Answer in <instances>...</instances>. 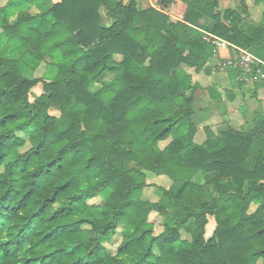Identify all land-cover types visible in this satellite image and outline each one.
I'll return each mask as SVG.
<instances>
[{
  "label": "clouds",
  "instance_id": "1",
  "mask_svg": "<svg viewBox=\"0 0 264 264\" xmlns=\"http://www.w3.org/2000/svg\"><path fill=\"white\" fill-rule=\"evenodd\" d=\"M0 264H264V0H0Z\"/></svg>",
  "mask_w": 264,
  "mask_h": 264
}]
</instances>
